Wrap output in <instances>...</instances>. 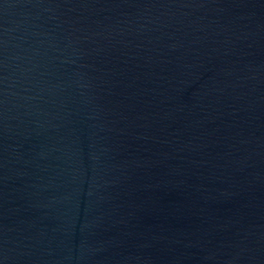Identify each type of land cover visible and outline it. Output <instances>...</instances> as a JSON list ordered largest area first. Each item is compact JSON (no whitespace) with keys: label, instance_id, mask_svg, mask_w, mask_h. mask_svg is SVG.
I'll return each mask as SVG.
<instances>
[{"label":"water","instance_id":"95a60500","mask_svg":"<svg viewBox=\"0 0 264 264\" xmlns=\"http://www.w3.org/2000/svg\"><path fill=\"white\" fill-rule=\"evenodd\" d=\"M0 264H264V0H0Z\"/></svg>","mask_w":264,"mask_h":264}]
</instances>
